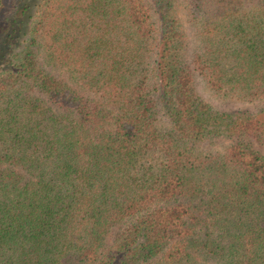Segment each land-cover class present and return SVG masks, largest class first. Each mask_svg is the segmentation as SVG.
I'll return each instance as SVG.
<instances>
[{"label": "trees", "instance_id": "trees-1", "mask_svg": "<svg viewBox=\"0 0 264 264\" xmlns=\"http://www.w3.org/2000/svg\"><path fill=\"white\" fill-rule=\"evenodd\" d=\"M197 78L264 98V0H0V264H264V119Z\"/></svg>", "mask_w": 264, "mask_h": 264}, {"label": "rangeland", "instance_id": "rangeland-1", "mask_svg": "<svg viewBox=\"0 0 264 264\" xmlns=\"http://www.w3.org/2000/svg\"><path fill=\"white\" fill-rule=\"evenodd\" d=\"M179 14H182L181 10H178ZM189 41V48H192L196 45L195 40L191 35L187 34ZM53 71L57 73L58 70L53 68ZM60 72V71H58ZM196 90L202 99L207 101L211 107L215 110L233 113V112H247L254 116L260 117L264 119V98L255 100L252 102H238L232 99H220L215 96L211 91H209L203 84V82L197 78L196 79ZM235 141L234 138H222L218 139L215 148L220 149L222 146H225L231 142ZM254 148L258 149L264 155V145L253 143ZM126 224V221L115 224L111 231H115L117 228L123 227Z\"/></svg>", "mask_w": 264, "mask_h": 264}]
</instances>
